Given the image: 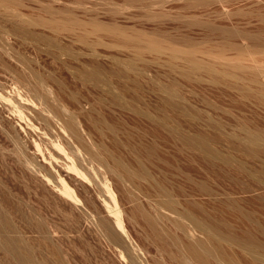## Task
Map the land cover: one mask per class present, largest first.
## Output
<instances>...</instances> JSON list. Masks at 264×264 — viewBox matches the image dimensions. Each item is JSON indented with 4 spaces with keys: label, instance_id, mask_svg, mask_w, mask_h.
Returning a JSON list of instances; mask_svg holds the SVG:
<instances>
[{
    "label": "rangeland",
    "instance_id": "374dc122",
    "mask_svg": "<svg viewBox=\"0 0 264 264\" xmlns=\"http://www.w3.org/2000/svg\"><path fill=\"white\" fill-rule=\"evenodd\" d=\"M27 31L34 39L31 35L28 39ZM37 36L54 40L80 59L59 55ZM0 41V95L14 96V88L22 86L21 74L31 82L41 76L55 94L60 83L61 102L76 113L82 105L71 106L67 95L76 93L83 104L84 98L91 100L96 93L79 84L71 72L76 66L97 63L115 92H123L127 101L153 117L149 121L112 105L101 109L106 120L125 122L134 143H159L160 157H180L176 166L181 171L166 172V187L181 191L175 198L182 206L194 201L210 214L216 221L207 219L208 223L223 227L216 231L217 238L248 236L257 245L251 249L221 241L223 261L211 256L208 263L197 261L175 218L167 219L161 210L162 218L153 229L135 212L134 204L157 215L154 207L160 196L155 190L144 180L134 184L113 174L107 176L129 239L120 231L122 238L110 237L104 223L116 226L102 202L108 197L94 183L60 167L65 159L59 151L50 148L60 158L52 163L79 202L58 195L42 175L22 166L25 156L47 164L33 142L39 141V134L28 133L0 97V211L13 226L9 235L19 238L18 248L31 256V264H264V154L250 158L236 148L246 127L264 136V0H0ZM163 86L175 90L170 102ZM97 116L93 112L91 118ZM163 118L166 126L157 130ZM80 119L92 126L93 119ZM93 129L92 138L99 145L101 139ZM144 133L200 134L229 162L215 159L209 167L199 150ZM103 144L102 156L110 165L113 156L138 169L132 155L111 148L108 139ZM64 147L81 169L69 147ZM144 158V165L161 178L160 169ZM188 175L195 183L186 181ZM133 194L138 201L130 200ZM197 217L205 220L201 214ZM194 240L207 242V237L196 232ZM4 259L9 262L0 252V261Z\"/></svg>",
    "mask_w": 264,
    "mask_h": 264
},
{
    "label": "bare ground",
    "instance_id": "6f19581e",
    "mask_svg": "<svg viewBox=\"0 0 264 264\" xmlns=\"http://www.w3.org/2000/svg\"><path fill=\"white\" fill-rule=\"evenodd\" d=\"M27 35H29V32ZM30 35L27 36L28 39ZM32 37L34 39V36ZM35 39H38L37 41L45 43V45H47L49 48L51 47L56 49L59 55H66L69 58L77 59V62L78 59H80L67 48L58 46V44H56L57 42H55L54 40L44 37L39 38V36H37V38ZM91 65V68H89L90 66L87 67V65H84L82 67L76 66L74 72H71L74 79L77 80L79 84L84 86V88L89 85L95 90L96 93L95 95L93 94L94 97L91 100L89 98H84L85 102L83 104L78 101L79 98L75 97L76 93H70L67 95L69 100L68 102L71 106L75 107L74 104L76 103L82 105L80 111L78 110L77 113L76 111L73 112L68 106H66V104H63L61 102L60 94L62 93L63 89L61 88L60 83L57 84L59 93L55 94V92L52 91L51 88L49 89L48 81L46 82L45 79H43L41 76H34V72L33 74L30 73L31 76H34V81L32 79L33 82L29 80L26 74V76L22 74L20 75L22 86H16L14 88V96L10 97L0 95L1 100L11 106L12 112L14 113L15 117L24 124L26 130L29 129L28 133L36 135L39 134V136L37 135L39 137V141L35 139L33 140L36 147L35 149L40 155L42 154L41 158L43 162L47 163L50 168L47 167V164L44 165L40 163H33L26 156L23 160L20 159L21 164H23L22 166L30 169L31 171H34L36 174L42 175L43 178H45L46 184L52 186V188L58 193V195L67 200H77L71 187L68 185L64 177L61 176V174L55 167L56 165L54 166V164L52 163L53 160H55L54 162H59L57 160H59L60 158H56L53 152H51L52 149L50 150V148L59 151V153L63 155L61 159H65L64 163L62 162L63 166L60 167H64L67 172H74V174H77L79 178L82 177L84 181L86 180L90 184L94 183L108 197V200L103 199L102 202L109 212V215L114 218V224L116 228L111 222H105V220L104 225L106 227L107 233H109L110 237L112 238H122V234L128 240L129 234L125 228L123 210L119 205V201L115 191L111 188L107 176L108 174L115 175L120 181H129L134 184H137L136 181L138 179L144 180L148 184V186H150V188L154 189L155 193L160 196V201H155L156 208L154 207L157 215L155 214V216H153L154 214L152 215L147 213L145 209L143 210L140 205L139 207L136 204H134L136 206L134 209L135 212L137 211L140 215H142L146 224L153 229L157 228L159 219L162 218V215L160 213L161 210L162 212L166 213L165 217H167V219H171L169 217L175 218V224L189 240L186 245L189 253L192 254V256L197 261L208 263V259L210 256L215 257V259L220 261V257L225 256L221 241L227 243L238 242L239 244L246 245L251 249L257 247V245L253 243L251 239L248 238V236L244 239L232 235L217 238L215 236L217 234L215 233H217V230H220V222L218 223L219 225H217V223H215L214 221L213 222L215 224L213 222L208 223L207 219L211 221L213 218L210 214H206V212H204L202 208H200V205L194 201H189L182 206L179 200L175 198V195L177 196L176 193L180 194L181 191L177 192L173 189H168L169 187H166V183L169 182L168 178L166 177L167 173L169 172L170 174L175 175L176 171H181L180 168L176 166V161H179L180 157L175 155L173 156V158H169V160L165 156L160 157L161 154H156V149H158L157 146H161L159 143H155L156 141L148 143L147 145H143L142 143H134L133 131L129 126H127L125 122H123L121 125H118L111 124L108 120H106L101 111L103 110L104 106L108 108L112 105H118L119 107H121L122 111L125 110L126 113L127 111H131L132 113L139 115L142 118L145 117L144 119H148L149 121H152L153 117H151L150 114H148L141 108H136V106H133L131 102L126 100L125 94L123 92H115L111 82L102 77V71L100 72L101 69L98 68L97 63L94 62ZM120 73L121 72H119L118 76H121ZM51 79L54 81L53 78ZM103 86L106 89H103ZM171 90L169 89V87L166 88L165 86H163V91H165V93H168L169 98L166 99L167 102H170L171 98L174 96L175 90H173V92ZM76 96L79 97V95ZM93 112H97L99 117L97 116L98 118H91ZM80 117H83V119H93V121L90 122L92 126L85 124L80 119ZM166 121L167 120H165V118H163L161 121L158 120L156 129L159 130V128L167 123ZM93 128H95V130L97 131V134H94L101 139V144L99 145L96 144L92 138L93 134L91 130ZM173 132L176 133V130L174 129ZM261 134L262 133L256 130L247 129L246 127V129H244V137L240 139L239 144L236 146V148L244 151V154H248L250 158H256L260 153L264 154V136L262 137ZM145 135H151L156 140L162 139L164 143H166L165 141H169L168 138H170V141H173L175 145H178V141L181 143H185L189 147V149L199 150L201 153H203V157L206 159L205 161L207 162V165L208 162H210L212 166L215 159H220L224 162L228 161V159L225 160V158H223L216 149L212 148L211 145L208 144V141L206 142L204 138L205 136L203 137L200 134L189 135L148 133ZM234 138H239V136L235 135ZM104 139L109 140L111 148L118 151H124L132 155V158L134 159L133 163H136L138 169L133 170V168L129 167L128 163L124 162L123 159L113 156H111L113 165H110L107 159L102 156V150H104V148L106 149L105 145L103 144ZM41 145L45 146V150L49 154L48 159L44 154V147H42ZM64 145H67L69 147L72 154L77 158L78 162L82 164L81 169L77 167L75 160L66 151V147H64ZM100 148L103 149L101 150ZM140 154H142L143 156L141 157ZM50 158L51 160H49ZM142 158H144L148 163L155 165L156 168L160 169L159 171L161 172L162 177L159 178V176L157 179V176H154L153 173H151L150 169H148L144 165ZM131 162L132 161L130 160V163ZM44 170H46L47 172L45 171V173H43ZM189 171L192 172L191 170ZM186 181L190 184L195 183L189 175L186 176ZM198 188L205 191L203 185H198ZM99 197L101 198L100 195ZM130 200L132 202H136L137 197L133 194L131 195ZM77 201L79 202V200ZM199 214H201L205 218V220H200V218L197 217V215ZM7 219L0 211V252L9 261L7 263V260L4 259L6 262L3 261V263L2 261H0V264H31V256L24 255L19 249V238L9 235V233L11 234V232H13V226H11V224L9 223L10 220L8 221ZM227 227L228 225L226 226V228ZM118 231H120L121 234H119ZM196 232L204 234L207 237V242L203 240L192 241ZM216 253L217 255H215ZM221 261H223V259Z\"/></svg>",
    "mask_w": 264,
    "mask_h": 264
}]
</instances>
